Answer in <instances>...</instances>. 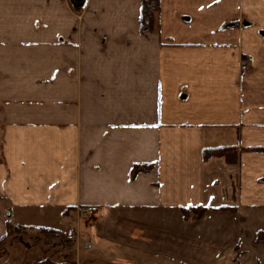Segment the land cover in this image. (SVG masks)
<instances>
[{"label":"crops","instance_id":"1","mask_svg":"<svg viewBox=\"0 0 264 264\" xmlns=\"http://www.w3.org/2000/svg\"><path fill=\"white\" fill-rule=\"evenodd\" d=\"M159 2L140 35V0H0V237L33 220L71 230L73 264H264V0ZM221 147L236 164L202 159Z\"/></svg>","mask_w":264,"mask_h":264},{"label":"rangeland","instance_id":"2","mask_svg":"<svg viewBox=\"0 0 264 264\" xmlns=\"http://www.w3.org/2000/svg\"><path fill=\"white\" fill-rule=\"evenodd\" d=\"M69 7L73 11L79 12V8H74L69 4ZM251 58L252 63L250 64L246 73L252 68L254 64V58L251 55H245L244 58ZM203 207V206H200ZM198 209V208H197ZM200 210L196 211V215H199ZM192 211L187 212L186 219H195ZM78 217L85 220H97L98 210L95 212L85 214L82 211L78 212ZM31 227L25 226L24 231L20 234H14L0 245V264H73L71 241L72 232L71 230H64L62 236L53 239H45L38 232L37 227H33L35 223L31 220ZM39 225V224H37ZM56 225H59L58 223ZM58 227V226H57ZM131 254V253H129ZM241 253L239 250L234 249L233 264L238 263V259ZM49 262V263H47ZM82 264H180L176 260L164 258L156 255L148 254H132L131 255H119V258L115 259H104L102 258H90L82 259Z\"/></svg>","mask_w":264,"mask_h":264},{"label":"trees","instance_id":"3","mask_svg":"<svg viewBox=\"0 0 264 264\" xmlns=\"http://www.w3.org/2000/svg\"><path fill=\"white\" fill-rule=\"evenodd\" d=\"M159 6H160L159 0H140L139 22H138V33L140 35L153 33L154 31H157L159 29L158 20H157V15L160 9ZM214 154L224 155L227 163L236 164L237 162V153L234 151H231V148L229 147L206 149L202 152V159L206 161L207 159L212 157ZM150 170H151L150 165H133L130 168V176L132 178L137 173L149 172ZM197 208L200 210L199 215L195 214L196 211H198ZM216 209L223 210V211L229 210L231 212L235 211L234 208H225V207L216 208ZM179 210L184 218H186L188 211H192L193 214H195L194 216H196L195 219H199L210 209L208 207L196 206V207L180 208ZM24 228L25 226L12 225L6 221L4 224V232L2 236L0 237V245L8 237L14 234L22 233L24 231ZM28 228H32V227L28 226ZM38 232L45 239H53V238L62 236V232L60 230H55L52 228L39 227ZM255 242L256 244L264 245V231L257 232L255 236ZM62 264H65V263H62Z\"/></svg>","mask_w":264,"mask_h":264},{"label":"built area","instance_id":"4","mask_svg":"<svg viewBox=\"0 0 264 264\" xmlns=\"http://www.w3.org/2000/svg\"><path fill=\"white\" fill-rule=\"evenodd\" d=\"M251 63H252V59L249 58V57L244 58V59H241V61H240V71L241 72L247 71V69L249 68V66H250ZM80 211H82L85 214H89L91 212H95L96 211V208H94V207H87V208L80 209L79 212Z\"/></svg>","mask_w":264,"mask_h":264},{"label":"water","instance_id":"5","mask_svg":"<svg viewBox=\"0 0 264 264\" xmlns=\"http://www.w3.org/2000/svg\"><path fill=\"white\" fill-rule=\"evenodd\" d=\"M69 4L74 8H79L83 5L84 0H67Z\"/></svg>","mask_w":264,"mask_h":264}]
</instances>
